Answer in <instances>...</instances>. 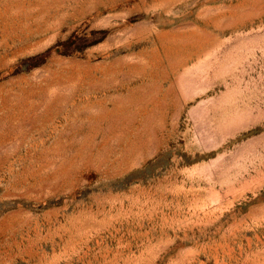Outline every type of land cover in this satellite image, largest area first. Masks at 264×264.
Segmentation results:
<instances>
[{
    "label": "rangeland",
    "instance_id": "374dc122",
    "mask_svg": "<svg viewBox=\"0 0 264 264\" xmlns=\"http://www.w3.org/2000/svg\"><path fill=\"white\" fill-rule=\"evenodd\" d=\"M0 264H264V0H0Z\"/></svg>",
    "mask_w": 264,
    "mask_h": 264
}]
</instances>
